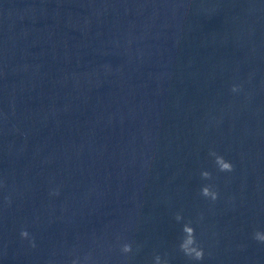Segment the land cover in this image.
<instances>
[{
  "label": "water",
  "instance_id": "95a60500",
  "mask_svg": "<svg viewBox=\"0 0 264 264\" xmlns=\"http://www.w3.org/2000/svg\"><path fill=\"white\" fill-rule=\"evenodd\" d=\"M205 0H0V109L137 44Z\"/></svg>",
  "mask_w": 264,
  "mask_h": 264
},
{
  "label": "clouds",
  "instance_id": "9594fccd",
  "mask_svg": "<svg viewBox=\"0 0 264 264\" xmlns=\"http://www.w3.org/2000/svg\"><path fill=\"white\" fill-rule=\"evenodd\" d=\"M233 92L240 91L239 85H233ZM210 155L214 157V163L217 169L220 172L230 173L234 171V165L231 161L226 160L224 156L217 154L216 152H210ZM201 177L205 180L211 179V173L207 170H204L200 173ZM50 195L56 196L59 195L58 190H53ZM201 195L205 198L210 199L211 201H216L219 197V193L214 190L211 185H205L201 188ZM177 222L183 220L181 214L177 213L175 216ZM182 237L179 243V250L183 253L184 256L188 257L193 261H202L204 259V249L200 246L197 241L195 229L191 226V223H184L182 226ZM20 236L22 239L30 240L31 246L35 247L34 239H30V234L27 230H21ZM253 239L259 243L264 244V232L256 231L253 233ZM120 251L123 255L127 256L132 253L133 247L130 243H122L120 245ZM71 264H92V256L91 254L85 256L83 260L77 257L71 261ZM154 264H168V260L166 258H162L160 255H156L154 257Z\"/></svg>",
  "mask_w": 264,
  "mask_h": 264
}]
</instances>
